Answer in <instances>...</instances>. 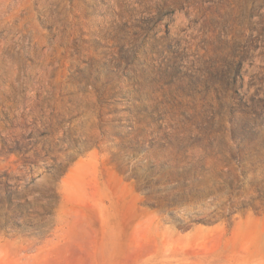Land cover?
Listing matches in <instances>:
<instances>
[{"label":"rangeland","instance_id":"rangeland-1","mask_svg":"<svg viewBox=\"0 0 264 264\" xmlns=\"http://www.w3.org/2000/svg\"><path fill=\"white\" fill-rule=\"evenodd\" d=\"M0 264H264V0H0Z\"/></svg>","mask_w":264,"mask_h":264}]
</instances>
